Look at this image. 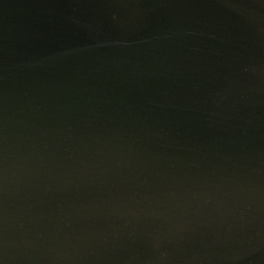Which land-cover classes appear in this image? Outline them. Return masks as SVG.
I'll use <instances>...</instances> for the list:
<instances>
[{
	"label": "water",
	"instance_id": "95a60500",
	"mask_svg": "<svg viewBox=\"0 0 264 264\" xmlns=\"http://www.w3.org/2000/svg\"><path fill=\"white\" fill-rule=\"evenodd\" d=\"M0 264H264V0H0Z\"/></svg>",
	"mask_w": 264,
	"mask_h": 264
}]
</instances>
